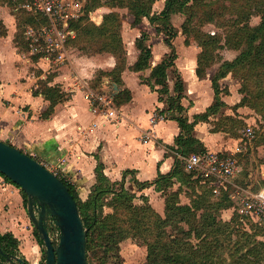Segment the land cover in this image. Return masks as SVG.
I'll return each instance as SVG.
<instances>
[{"label":"crops","instance_id":"1","mask_svg":"<svg viewBox=\"0 0 264 264\" xmlns=\"http://www.w3.org/2000/svg\"><path fill=\"white\" fill-rule=\"evenodd\" d=\"M16 1L10 7L14 12L17 9ZM27 2L32 3V0ZM8 8L7 5L0 6V21L7 30L6 35L0 36V139L42 162L49 160L54 163L61 177L75 185L83 200L88 198L92 189L99 187V173L107 181L115 183L118 190L126 171L131 170L133 173L126 174V186L138 192L135 179L152 183L160 174H167L175 167L181 155L175 149L176 138L181 132L178 121L166 117L157 119L154 124L151 122L155 113L164 111V115L170 114L167 111L168 99L176 93L169 81V95L160 94L148 83L149 80L154 82L151 78L152 67L171 52L164 32H157L156 25L146 17L135 24L134 16L128 13L133 19L127 25L122 21L120 28L126 58V66L120 72V83L113 78L117 65L114 54L109 51L85 52L83 46L73 44L77 34L73 29L74 34L67 41L68 57L64 62L58 63L40 56L23 57L25 50L14 41L16 17ZM163 8L156 12L154 6L153 12L160 13ZM113 11L115 8L100 6L92 11L91 20L101 25L105 15ZM124 30L126 34L130 32L131 40H128ZM143 32L150 37L147 45L153 54L151 67L135 71L131 67L140 55L136 42ZM155 35L158 43H154ZM174 39L172 42L177 53L175 69L185 82V90L182 97L173 100V104L184 106L189 113V116L186 114L189 122L193 123L196 115L203 114L213 105L215 91L210 78L197 75L196 54L185 52V57L179 56L182 47ZM190 61H193L191 68L188 64ZM28 63L40 70L38 76L30 72ZM171 73L169 69L168 79ZM39 80H47L50 86H59L67 95V99L57 103L55 111L46 118L43 114L50 101L42 94H35ZM155 87L160 88L159 85ZM123 89L131 92V99L119 105L115 97ZM89 90L104 92L111 101L110 112L89 100ZM189 99L192 102L186 104ZM201 122L204 121L196 123L194 135L208 146L211 137L200 132ZM218 152L224 154L223 151ZM149 187L154 188V185ZM148 189L145 187L140 191L148 195L145 191ZM35 231L24 191L0 173V232H10L18 238L26 264H43L45 260L43 243Z\"/></svg>","mask_w":264,"mask_h":264},{"label":"trees","instance_id":"2","mask_svg":"<svg viewBox=\"0 0 264 264\" xmlns=\"http://www.w3.org/2000/svg\"><path fill=\"white\" fill-rule=\"evenodd\" d=\"M24 1V0H17ZM157 0H132L127 2L125 0H113L110 2L111 6L117 5L119 7H128L130 12L134 16V23L138 24L143 18H148L151 24L156 25L157 32H164L166 34L165 42L170 47L171 52L166 55V57L155 66L152 67L151 80L148 81L152 89L157 90L160 94L169 95V83H168V71L176 72L175 60L177 58V53L172 40L178 35L177 30L173 27L170 22L171 16L173 14H186V12L191 7L190 3L195 2L197 4L202 3V0H165V6L160 13H153V4ZM226 1V0H222ZM236 1V0H234ZM262 2V3H261ZM232 3V0H230ZM259 3V6H257ZM11 5H15L13 0H10ZM102 6L101 4L96 6H91V10ZM238 15L236 18L225 20L220 22L222 26L229 27L228 31L235 28L237 31L233 34H228L229 43L234 40H244L246 42V50L243 54H252L253 48H256L254 55L257 56L253 58L252 68L260 69L264 67V0H243V3L239 4ZM253 9L252 12L249 9ZM21 8L15 10V12L20 11ZM24 9V8H22ZM231 8H224L221 13V17L225 15V11L230 12ZM25 11V10H24ZM228 12V13H229ZM30 14L22 20L20 36L22 37V42L18 44L21 47H26V42L24 40V30L27 24L38 25L39 20L42 23H46L43 16L39 14L37 17L35 14L29 12ZM254 15H259L261 17V22L255 26L250 24V18ZM115 12L106 14L101 25H96L94 22H88L86 24H80V18L78 20H73L70 22V27L76 31V40L79 37L87 39L94 38L99 47L94 50V52L109 51L114 54L117 59V65L114 70V80L116 82H122L120 78V72L126 66L125 49L123 40L120 33L121 22L117 18ZM213 19L211 18L212 21ZM192 16L186 15L185 22L183 23V32L188 33L192 28ZM199 43L203 50L198 57L197 63V75L201 78L205 77V71L202 69L203 58H211L212 52L220 48L223 45L220 44V38L215 34L202 33L200 29ZM7 30L2 21H0V36L6 35ZM148 33L143 32L141 37L137 39V47L140 50V55L136 63L131 67L135 71H141L151 67L150 61L152 58V49L146 44L148 40ZM18 38V37H17ZM16 38V39H17ZM80 38V39H82ZM243 54L240 58L230 62L226 60L222 65L227 71L221 74L220 77H224L229 71L236 73L238 70L233 67L242 62L241 60L245 57ZM248 58V57H247ZM174 68V69H173ZM259 78L260 76L256 74ZM50 78V77H49ZM212 83L214 90L215 78H212ZM159 85L160 88L155 87ZM174 90L176 94L174 96H169L168 99V116L164 115V111L161 114L164 118L176 119L181 128L180 134L176 138V151L181 153L183 156H188L191 153H200L208 151L204 143L194 135L195 125L198 121H206L211 113H214L217 109L216 104L209 107L203 114L195 116V121L193 123L189 122L188 116L185 113V107L181 104L175 106L173 100L178 97H182L185 90V82L183 78L176 74V81L174 85ZM35 94H42L46 99L50 101L48 109L43 114V117H50V115L55 111V106L57 103L67 99V95L59 86H50L47 84V80H41V85L39 83L38 90H35ZM131 99V92L128 89H123L116 95L115 100L117 104H122ZM162 99V97H161ZM171 109V110H170ZM171 111V112H169ZM49 161V160H47ZM50 163H52L50 161ZM99 166V170H100ZM60 171V170H59ZM133 173V171L128 170L125 173V178L121 188L118 190L115 188L116 184L107 181L105 176L99 173L100 185L96 189H92L88 198L83 199L79 196V193L72 183L68 182L64 177H60L68 184L71 192L77 199L78 206L80 209L81 217L88 229L87 232V256L89 264H94V262L99 258L96 254L98 248H104L107 253H110L114 249L117 251L113 256L115 260H118L120 264V254L118 244L125 238L132 237L133 239L142 238L143 243L148 246L147 261L144 264H264V241L257 239V237L248 232H243L242 242L233 243V238L229 232L230 224L224 223L217 220L213 213L210 211L205 212L206 217L198 219V215L195 210L200 209L199 206L208 203V205L223 204L225 197L228 195L229 191L223 190L220 195L215 196L212 192V188L209 186V182H202L204 179L201 175H196L194 173H189L184 168V163L181 159H177L175 162V167L167 174H160L159 177L150 182H140L135 179V184L137 190H141L151 184H156L158 189L165 184L164 187H168L174 183L173 179L181 183L190 181L192 178L193 183L200 184L202 187V192L199 194L198 202L192 200L190 205H181L176 201H171L169 198L166 200V217H161L156 213L150 205L139 206L132 203L131 195H136V191L130 190L126 186V174ZM3 175V174H2ZM7 178V177H6ZM8 179V178H7ZM10 180V179H8ZM11 181V180H10ZM113 195L116 199L118 205H125L131 202L133 211L131 216L128 218H123L119 213H112L106 216H99L97 211L98 207L104 202L101 200L108 196ZM25 203L27 204V195L24 192ZM217 197V198H215ZM116 206L115 212H116ZM202 207V206H201ZM118 210V209H117ZM194 221V222H193ZM193 222V223H192ZM130 226H126V224ZM182 223L189 225L190 230H186ZM175 226L174 236L167 234L165 231L166 226ZM148 226L151 229L156 230L155 234L146 236L143 235L139 229L141 227ZM105 228V229H104ZM100 229L107 231L104 236L98 238L97 232ZM148 229V228H147ZM133 230H135L133 232ZM39 240L40 239L38 231H35ZM153 233V231L151 232ZM193 237L198 239L197 243L193 242ZM228 253V258L224 256ZM22 258L19 240L14 236L13 233H1L0 232V264L4 262H10L12 259ZM106 259L109 256L104 255Z\"/></svg>","mask_w":264,"mask_h":264},{"label":"rangeland","instance_id":"3","mask_svg":"<svg viewBox=\"0 0 264 264\" xmlns=\"http://www.w3.org/2000/svg\"><path fill=\"white\" fill-rule=\"evenodd\" d=\"M24 1L19 2V4H24ZM27 1L29 0H26V2ZM79 1L82 2L83 8L80 16L74 18L73 20H78L80 18V24L84 25L88 22H93L91 20V15L92 11H95L96 8L92 10L90 8L92 5L96 6L99 4L115 8V11L113 12L117 14V18L120 19V22H126V25L130 19H133V16L130 17L129 15L131 12L128 7H119L117 5L111 6L110 2H113V0ZM125 1L130 2L132 0ZM16 2L18 5V1ZM118 2L119 0H117L116 3ZM9 3L10 0H0V6L7 5L9 7V11L15 14L17 31L14 36V41L17 45L22 42V37L20 36V26L22 20L27 18L30 14L29 12L35 14L37 17L40 16L36 13L35 7L32 10L27 8L22 9L23 7H21L20 11L14 12L10 8L11 4ZM241 3H243V0H232V3H230V0H202V3L200 4L193 1L190 3L191 7L186 14H173L170 19L171 24L178 32L174 41L179 43L182 47V50L181 48L179 50V56L182 58L185 57V55H183L185 52H187V54L195 53L198 58L203 50L199 43L198 37L200 36V31H198V29H200L202 33H217L216 36L220 38V44H223L219 45L221 47L212 52L211 58H203L202 60V69L205 71L206 77L210 78V83L213 89L212 78H215L216 90H214L215 100L213 105L216 104L217 109L214 113L209 115V118L206 121L201 122L199 130L211 137L208 142L209 145H205L206 150L214 152L223 151L226 156L235 158L238 162L239 172L233 179L229 193L225 197L223 204L209 206L208 203H206L201 205L202 207L199 206L200 209L195 210V212L198 215V219L201 220L206 217L205 212L210 211L213 213V216L217 218V220L229 223L231 226L229 232L233 238V243L242 242L244 237L243 232L253 234L257 237V239L264 241V211L259 215H255L253 217L249 216L248 218H242L241 214L237 211V208H239V196H252V194L257 193L264 187V67L260 69L254 68L251 70V61L257 56L256 54L254 55L256 48H253L252 54H243L246 50V42L244 40H234L231 41V43H229L228 40L227 42V35L233 34L237 30L232 28L228 31L229 27H224L220 24V22H224L225 20L236 18L238 15L236 8L239 9L238 5ZM154 6L156 8V12H159L160 9L165 6L164 0H157L153 4V8ZM257 6H259V3H257ZM224 8L231 9L230 12L225 11V15L221 17L220 15ZM252 10V8L249 9L250 12H252ZM186 15L192 16V28L188 33L183 32V23L185 22ZM211 18L213 20L209 21ZM260 22L261 17L259 15H254L250 18V24L253 26L259 24ZM124 31L126 34V30ZM131 36L132 35L128 31L126 34L128 40H131ZM80 38L82 37H79L77 41L73 42V44L77 47L83 46V49L87 53H93L100 45L97 43V40L93 41L95 40L94 38L87 39L85 36L82 39ZM147 42L146 44H148ZM158 42L159 39H157L155 35L154 43ZM21 46L22 44L19 46L22 50L28 49L27 46ZM242 54L245 58L241 60L242 62L233 67L238 71L236 73L229 71L224 77H220L221 74H224L227 71V67L225 69L222 67V64L226 60L233 62L234 60L240 58ZM192 62L190 61L188 63L190 66L189 68L193 66ZM28 64L30 72L38 76L40 74V70L30 63ZM176 74V72H173L169 75L168 81L172 87H174V83L176 81ZM256 74L260 77L258 78ZM38 82L41 85V80ZM166 97L167 96L165 95V98ZM189 102L191 103L192 99L186 101V104H190ZM187 113L188 111L185 110L184 114L186 115ZM249 129L252 130V133L247 135L246 133H248ZM43 163L49 170L59 171V168L54 163H50L48 161ZM59 173V175H61L60 171ZM192 180L193 179L190 178V181L181 183L176 179H173L174 183L172 185L164 187L165 184H163L160 189L156 187V184H151V186L154 185V188L147 186L149 189L145 190L148 195L139 190L136 195H131V201L133 204L139 206L150 205L156 213L165 218L167 211V198L171 201H176L181 205H190L192 204V200L198 202V196L203 190L200 184L197 185V183H193ZM84 201L85 200L82 202ZM101 202L104 203L97 209L99 216L119 213L121 217L125 219L128 218L127 220H129L133 211L132 206L129 205L131 202L129 204L116 206L118 203L112 194L104 197ZM115 206L118 209H116V212L114 208ZM126 226L129 227L130 224L128 223ZM182 226L186 230H190L188 224L182 223ZM104 229H100L97 232L98 238L107 233ZM175 229L174 225L165 227L167 234L172 236H174L176 232ZM134 231L135 230H133V232ZM139 231H141L144 236L147 234L153 236L156 232V230L151 229L148 226L141 227ZM152 231L153 233H151ZM192 240L194 243L199 241L194 237ZM118 246V252L120 254L119 261H121L119 262L120 264H144L147 261L148 246L146 243H143L141 237L133 239L128 236L123 239ZM116 251L117 249H114L110 253H107L104 248H98L96 255L99 258L94 262V264H118V260H115L113 256L110 257L111 255H114ZM106 254L109 256L108 259L104 257ZM227 255L228 253L224 254V256L228 258Z\"/></svg>","mask_w":264,"mask_h":264},{"label":"water","instance_id":"4","mask_svg":"<svg viewBox=\"0 0 264 264\" xmlns=\"http://www.w3.org/2000/svg\"><path fill=\"white\" fill-rule=\"evenodd\" d=\"M0 173L27 195V210L43 241L44 264H89L87 232L68 184L45 164L0 139ZM58 229V237L52 227ZM10 264H26L23 258Z\"/></svg>","mask_w":264,"mask_h":264},{"label":"built area","instance_id":"5","mask_svg":"<svg viewBox=\"0 0 264 264\" xmlns=\"http://www.w3.org/2000/svg\"><path fill=\"white\" fill-rule=\"evenodd\" d=\"M33 4V6H32ZM19 5V6H18ZM16 7L32 10L35 7L36 13L43 16L46 23L39 20L38 25L27 24L24 30V38L28 43V49L22 52L23 57L33 58L34 56L45 57L55 62L62 63L67 59V41L74 34L70 27V21L80 16L83 4L79 0H32V3H20ZM87 97L92 103H99L110 112L111 101L104 92L89 90ZM99 109L98 106L93 105ZM157 119H164V115L155 113L151 122ZM249 129L247 135L251 134ZM184 163V168L189 173L201 175L202 182H209L215 196L223 190L229 191L232 181L239 172L238 162L235 158L226 156L220 152L205 151L191 153L188 156L179 155ZM59 176V171H53ZM61 176V175H60ZM237 211L243 217H253L264 211V187L252 196L242 195L238 197ZM58 237V229L52 227ZM3 264H10L5 262Z\"/></svg>","mask_w":264,"mask_h":264}]
</instances>
